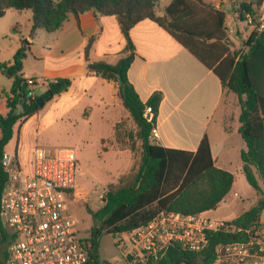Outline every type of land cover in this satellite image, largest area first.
<instances>
[{
  "label": "trees",
  "instance_id": "obj_1",
  "mask_svg": "<svg viewBox=\"0 0 264 264\" xmlns=\"http://www.w3.org/2000/svg\"><path fill=\"white\" fill-rule=\"evenodd\" d=\"M262 3L263 0L241 1L237 8L239 20L245 21L247 13L256 16ZM157 4L158 0H0V18L9 9L32 12V36L37 29L55 32L70 16L78 21L80 14L93 11L98 16H115L127 41L130 54L116 64L105 61L88 64L89 72L118 83L117 96L136 125L135 139L140 146L139 161L117 184L108 186L105 204L97 210H87L97 225L89 239L94 247L95 264H105L99 255L102 233L114 237L132 232L153 221L161 212L194 216L215 210L231 192L234 183L230 172L216 167L207 137L196 152L161 147L153 140L152 129L156 125L162 93L155 92L143 102L128 79V70L134 60L130 30L146 19L169 31L237 96L241 106L239 132L246 144L241 152L243 172L258 196L255 206L232 221L241 232H210L207 245L198 252L172 243L161 259L150 264H215L217 246L246 242L248 235L244 230L257 224L264 213V189L260 184L261 181L264 186V29L251 33L246 42L247 52L230 53L223 11L204 0H172L161 17L157 14ZM14 29L15 26L12 31ZM93 42L94 38L89 40L86 55ZM30 46L28 40H22L12 62L0 63L1 73L13 82L9 92L12 97L7 99L9 111L5 116L0 115V201L8 182L2 159L16 125L37 114L54 97L50 89L34 95L22 77ZM56 83L60 85L58 93L67 91L71 85L69 80L62 79ZM7 95L0 90V99ZM39 99H42L41 106ZM19 106L21 112H17ZM147 107L152 109L151 121L145 117ZM132 138L130 135L129 139ZM132 143L130 148L135 151V142ZM1 235L0 245L6 239L2 229ZM3 254L5 250L0 252V262Z\"/></svg>",
  "mask_w": 264,
  "mask_h": 264
},
{
  "label": "crops",
  "instance_id": "obj_2",
  "mask_svg": "<svg viewBox=\"0 0 264 264\" xmlns=\"http://www.w3.org/2000/svg\"><path fill=\"white\" fill-rule=\"evenodd\" d=\"M171 1H167L164 10ZM204 1L225 13L226 25L236 27L242 24L237 20L239 3L250 0ZM157 14L162 17L164 12L157 11ZM258 15L264 18V0ZM31 28V11H6L0 18V63H11L22 40H28L31 46L24 60L22 77L36 80L32 88L34 95L45 93L58 79L69 80L71 85L67 91L54 95L37 114L18 122L15 127V132L18 127L17 148L14 154L5 149V154L14 156L26 172L32 173L34 149L41 133L67 118L82 122L101 144V150L105 149L103 158L110 180L129 174L139 161L140 152L138 145L135 151L128 145L118 147L119 142L129 141L117 131L118 124L128 113L117 96L118 83L88 70L89 63L116 64L130 54L117 18L88 11L80 14L78 21L70 16L52 33L37 29L32 36ZM92 38L94 42L86 55L85 48ZM130 38L134 46V60L128 70L130 83L143 102L155 92L162 93L155 143L165 148L196 152L207 137L216 167L234 176L231 190L234 192L237 177H245L241 152L246 149L239 132L241 106L235 105L237 96L155 21L146 19L135 25L130 30ZM12 84V80L0 71V90L8 94L0 99V115L5 116L9 111L7 99L12 97L9 94ZM38 88H42L40 94L36 93ZM31 132H36L37 139L33 146L27 147ZM108 182L102 186H107ZM260 184L264 189L261 181ZM234 194L238 196L237 192ZM212 211L201 215L208 217Z\"/></svg>",
  "mask_w": 264,
  "mask_h": 264
},
{
  "label": "built area",
  "instance_id": "obj_3",
  "mask_svg": "<svg viewBox=\"0 0 264 264\" xmlns=\"http://www.w3.org/2000/svg\"><path fill=\"white\" fill-rule=\"evenodd\" d=\"M244 16L252 25L253 16L248 13ZM258 30L261 32L263 26ZM25 81L29 89L36 86L32 77ZM145 117L152 120L151 107L146 108ZM152 138H158L156 126L152 129ZM2 165L8 182L0 201V238L1 229L6 233L5 242L0 245V252L5 247L0 264H95L93 244L81 235L79 219L72 209L89 197L101 208L108 187L101 185L90 192L80 187L76 148L37 146L32 173L26 172L18 160L8 154L3 155ZM232 221L201 214L161 212L147 225L114 237L125 264H150L161 259L172 243L198 252L207 245L210 232H241ZM244 232L248 235L246 242L217 246L215 264L229 258L241 263L254 247L261 246L264 216ZM260 251H264L262 246Z\"/></svg>",
  "mask_w": 264,
  "mask_h": 264
},
{
  "label": "rangeland",
  "instance_id": "obj_4",
  "mask_svg": "<svg viewBox=\"0 0 264 264\" xmlns=\"http://www.w3.org/2000/svg\"><path fill=\"white\" fill-rule=\"evenodd\" d=\"M168 0H160L158 4L157 11L159 14L164 12V7L167 4ZM253 16V24L250 25L247 20L240 21L237 17V20L242 22L241 25L233 27L232 24L225 25L227 41L226 45L228 46L230 53L235 51H240L241 54L247 52L248 47L246 42L252 32L260 33L258 30L259 26L262 25L264 29V18L260 17L257 13L256 16ZM42 88L36 89V93L40 94ZM235 105L240 108V103L236 97ZM17 112H21V107H18ZM127 117L121 121L117 126V131L119 136H124L129 138L131 135L132 140L129 139L127 143L119 142L118 147H124L125 145H132V142H135V148L137 146V141L135 139V132L137 130L135 123L131 119L128 113ZM23 120L20 121L22 123ZM17 130L16 128L15 136L10 141L6 147L7 153L14 154L17 148ZM38 130H42L39 129ZM30 139L27 140L26 146L30 144L34 145L36 141V132H31ZM40 141L38 143L39 147L47 149H56L59 147H71L76 148L79 159V172L77 175V181L80 184V187L84 191L90 192L92 189L101 186L105 183L107 186L111 184H117L119 178L110 180L108 174V165L104 160V150H101V144L95 140L94 135H90L89 130L84 127L82 122L76 123L74 120H68L63 118L61 121H58L51 128L42 132L40 135ZM139 146V145H138ZM140 150V146L139 149ZM122 177V176H121ZM120 177V178H121ZM129 180H126V184ZM90 190V191H89ZM234 192H237L238 196L236 197ZM234 192H231L225 200L209 214L211 219H223V220H234L240 216L246 210H249L255 206L258 202V196L255 190L249 185L246 178L237 177L236 184L234 187ZM100 208V205L95 202V199L89 197L87 201H80L77 207H73L72 213L79 219V226L81 230V235L90 239L92 233L95 231L97 225L87 212L88 209L97 210ZM100 242V259L105 262V264H125L122 257V252L116 246L115 237L109 234L102 233L99 238ZM261 246L264 248V241L261 243ZM261 246H256L251 250L250 256L245 258L243 262L238 263L233 258L222 259L218 264H264V251H260ZM5 247H2V251Z\"/></svg>",
  "mask_w": 264,
  "mask_h": 264
},
{
  "label": "water",
  "instance_id": "obj_5",
  "mask_svg": "<svg viewBox=\"0 0 264 264\" xmlns=\"http://www.w3.org/2000/svg\"><path fill=\"white\" fill-rule=\"evenodd\" d=\"M50 90L51 92L56 95L58 94L59 90H60V85L57 84L56 82L50 86ZM38 104L41 106L42 105V99H39ZM97 235V232H95V236Z\"/></svg>",
  "mask_w": 264,
  "mask_h": 264
}]
</instances>
